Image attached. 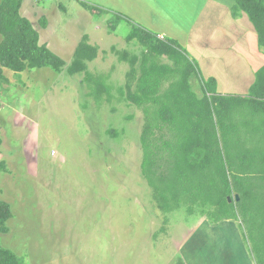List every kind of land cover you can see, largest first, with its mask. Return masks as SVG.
I'll return each mask as SVG.
<instances>
[{"label":"rangeland","instance_id":"rangeland-1","mask_svg":"<svg viewBox=\"0 0 264 264\" xmlns=\"http://www.w3.org/2000/svg\"><path fill=\"white\" fill-rule=\"evenodd\" d=\"M111 1L22 0L21 14L62 64L3 69L0 200L12 217L1 244L26 264H255L238 222L166 213L143 177L145 115L118 91L142 48L131 36L134 19ZM140 12L167 20L155 2ZM200 19L183 42L170 35L195 67L189 84L198 97L208 74L198 57ZM225 68L216 71L217 92Z\"/></svg>","mask_w":264,"mask_h":264},{"label":"trees","instance_id":"trees-1","mask_svg":"<svg viewBox=\"0 0 264 264\" xmlns=\"http://www.w3.org/2000/svg\"><path fill=\"white\" fill-rule=\"evenodd\" d=\"M234 2L233 15L246 13L264 50V0ZM21 4L0 0V81L7 80L4 68L22 72L62 64L40 44ZM131 26L142 50L131 55L130 81L118 91L145 115L143 177L166 213L199 212L211 226L238 222L254 263L264 264V65L246 94L218 93L209 77L199 79L204 92L198 97L189 84L197 72L177 40ZM11 217L10 204L0 200V234L8 232ZM0 264L26 263L0 242Z\"/></svg>","mask_w":264,"mask_h":264},{"label":"crops","instance_id":"crops-1","mask_svg":"<svg viewBox=\"0 0 264 264\" xmlns=\"http://www.w3.org/2000/svg\"><path fill=\"white\" fill-rule=\"evenodd\" d=\"M160 7L164 18L143 15L140 11L150 3ZM233 0H112L111 5L127 15L135 25H140L154 33L160 32L165 37L181 35V42L187 39L193 26L199 18L198 31L202 45H200L199 58L205 59L203 68L205 78L213 77L218 89L219 75L216 72L221 64L227 66L223 77L225 91L229 93L246 94L255 80L256 71L264 65V50L255 44L256 40L252 23L246 13L238 10L233 15ZM196 13V14H194ZM194 15V16H193ZM159 21V22H158ZM169 25H177L176 30L169 31ZM206 26L209 29H204ZM203 27V28H202ZM258 41V40H257ZM222 53H225L222 55ZM223 78V79H224ZM222 79V80H223ZM225 91H219L223 93ZM227 93V92H226Z\"/></svg>","mask_w":264,"mask_h":264}]
</instances>
